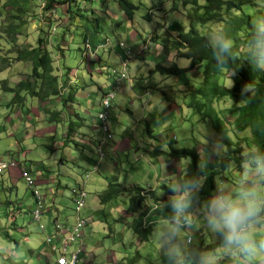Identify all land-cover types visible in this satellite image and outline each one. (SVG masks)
<instances>
[{"label": "rangeland", "instance_id": "1", "mask_svg": "<svg viewBox=\"0 0 264 264\" xmlns=\"http://www.w3.org/2000/svg\"><path fill=\"white\" fill-rule=\"evenodd\" d=\"M78 1L84 8L91 6L95 14L98 12V9H102V11L99 10V14L103 15L101 24L102 33L100 36L102 40L108 41V39L111 38L113 43L118 45V42L125 41L126 34H128L130 36L133 35V37L142 38L140 43L146 44L144 54H141V52L137 53L138 49H136V56L133 54L134 57L132 56L128 59L126 65V78L129 76V83L131 86L129 87L127 85L125 91V88H122L123 86L120 85V89L117 92L115 91V100L113 99L115 102L110 108V118L106 121V125H108L109 130L113 134V141H118V132L120 130H125L129 133V136H127L128 144L125 145L126 142L123 144V146L125 145L128 149L126 151H119V155L122 160L126 158L125 156L127 154H129L128 160L123 164L125 167L130 168L131 171L126 168V171L128 172L126 180L123 178V174L118 177L117 182L121 187L129 189L135 185H154V181L157 178V183L159 184L163 182L168 183L169 179V184L172 185L173 188L176 186L177 177L180 174L179 171L183 169L182 165L190 160L182 158L164 161V156L160 154L158 157H154V164L152 167H149L150 164L145 161L147 156H144V152H142L144 150L146 152L148 149L153 151L154 147L157 146L159 142L165 141L169 135L174 137L173 144L176 147L195 146L198 151H200L202 157L212 158L215 155L222 156L224 154V146L219 142L218 134L212 127L210 118L206 117L203 120L202 115L196 110V108L188 104L191 99L189 88L194 84L196 85V83L193 80L186 82L184 75L175 76L162 75L157 72L153 74L150 73V70L155 67L157 63H167L166 60L168 57L166 56V49L156 42L167 32V30H163V25L165 27V25L169 24L170 28L168 29L169 26H166L164 29H168L171 32H175L177 28H179L178 30L186 29L188 26L187 14L190 5H185L180 0H133L139 6L134 10L133 19L127 20L123 16L116 17V15L113 14L114 12L121 14L114 3L103 8L97 0H92L91 2L88 0H82V2L80 0ZM250 3L251 2H249V4ZM39 5L37 1L32 3L34 13H39L41 9ZM248 6H252V9L257 12L260 10L264 11V0H254V4ZM64 9L65 6H59L57 8L58 14L53 12L48 15L54 21V25L60 24L62 27L66 25L67 14H65ZM103 9L109 10L111 13L105 12ZM147 12L151 15L150 20L144 18V14ZM59 16H62L61 20L59 19ZM108 16H110V19ZM64 18L65 20H63ZM29 22L30 23H28L24 30L26 35L20 36V43H33L39 35V31L36 28L37 23L34 20L33 22L29 20ZM220 28L221 23L209 22L200 26L199 30L201 33L209 32L210 35L211 33L218 31ZM52 32L53 31H51V33ZM132 32L135 33L132 34ZM66 36L67 35L64 36L65 39L63 46L65 49L63 50V54L60 55L57 49L52 51L53 57L56 58L53 62V66L56 68L55 73L59 76L60 83L62 82L67 87V84L69 83L68 81L70 80L73 84V90H77L74 92L75 95L74 102L72 103V110L84 118H90L94 126L102 129L96 118L97 104L95 99L97 98L98 88L101 84L105 83V79L113 82L114 77L110 76V73L113 68L119 69L120 66L116 62V59H107L106 55L109 57V54H107L108 52L102 51L101 49H99V51L101 50L100 55L106 60V62L100 67H98L99 53H97L96 57L93 53H90L93 57L92 63L88 62L89 57L86 58L84 62L81 61L77 31L74 32L71 37L72 41L69 40L70 37ZM125 42L126 45L129 44L131 46L132 44L127 40ZM107 46V44L104 45V47ZM249 47L250 45H242L241 50L249 53ZM132 48H134V46ZM112 51V56L114 57L117 53L115 50ZM1 54L5 55V52H2ZM13 55L14 54H11V56ZM175 62L182 67L188 65V61L182 58H176ZM90 64H94L95 69L99 68L103 71L106 74V78H104L100 72L95 70H92V76H90V73L86 70H89L87 65ZM68 68H70L71 71ZM28 72V63L14 62L0 72V80L6 79L8 84L13 85L19 79L24 78ZM196 75L197 72L194 71L189 73V76H192V78ZM231 76L232 72L230 71L224 76V78L220 79V82H223L227 86H231ZM79 85H81L82 88H77ZM124 91L125 93L122 95V92ZM62 94L64 98H67L68 90L65 89ZM10 95L11 94H8L7 91L0 90V126L7 130V132L3 129L0 130L1 156L6 152H11L15 149V140L16 138L18 139L21 137L20 135L23 130L20 127V129H18V134L15 131V134L17 135H9L8 132L10 131L11 123L9 118H25L26 116H30L31 118L33 117L30 123H34L35 121L33 120L36 116L35 113L38 112L39 107L36 99L28 98V102L21 110H16V108H14V110L11 111L12 107L9 109L5 105V102L9 101ZM118 98H122L119 103L116 100ZM123 98H125V100ZM131 99L133 100L132 104L129 103ZM63 102L65 103L66 101H61L58 97L55 100L53 99L43 103V105L48 108L54 106L55 109H60ZM69 104L71 105V103ZM212 105L213 109L223 122H232L233 118L230 116L231 101L229 99L215 100ZM100 108L101 105L99 104V110ZM128 109L131 110V112H128ZM160 110H162V113ZM66 113H68V111ZM204 114L207 116L206 112H204ZM65 116L66 115L63 117L64 120ZM64 120L62 119L63 122H61L60 127H62V125H67V121ZM72 120L76 121L77 117L72 116ZM147 126L152 129L153 134H157L159 140L158 138L150 136L146 129ZM229 134L232 137L234 135L231 132ZM237 135L241 137L242 133H238ZM44 141L45 139H41L39 136H35V138L26 141L30 145L26 144L24 147L32 149V153L29 154L30 159L37 158L44 163L50 164L53 168L50 170H52L54 176H62L72 173V168L69 164H67V168H64L62 166L57 167L56 164L52 163V159L49 157L50 150L42 145ZM94 141V146L92 145L93 143H90L85 147L84 152L90 151V153L84 155L94 160L96 165L99 164L97 168H94L95 165L93 164H87V162L82 170L77 166L76 169L73 170L76 172V180L85 181V190L87 194L85 196V207L81 210H93L90 212L95 218V221L88 223L89 226L85 228L86 233L83 243L87 245L85 246L86 249H92L93 252V255L90 253L92 262L87 264H118L119 260L121 261V264H123L129 256L133 257V252L136 250H139L141 256L136 260V264H168L169 260L165 261L164 258L165 256H168L167 252L160 248L156 239L157 230L164 220H158L156 222L152 233L149 236V240L146 243L141 244L143 247L137 245V236H133L131 230L123 232L118 228L116 233L110 236L111 227L120 226L119 222H113L118 215H122L121 212L125 211L130 193L123 192L117 197V199L111 201L109 204L101 206L102 208L98 207L94 210V206L99 205L98 194L106 189L111 175L118 176L120 174L119 167L109 166V164H112V161L120 162L117 158H110L112 157L111 154H114L110 147V139L105 136L103 139L96 138ZM31 142H34V144ZM65 142V151L70 153V155H74L76 158H80L81 155L76 151V139L75 141L69 139L66 141V138H64V143ZM138 145H140V151H135L134 149ZM99 146L101 147L103 156L100 154ZM160 148L166 149V145L162 144ZM58 154L59 151H56L55 155L58 156ZM141 154L143 156L140 157ZM162 165L165 166L163 167ZM163 168L165 173L161 175L162 177H159L161 169ZM244 169L245 173H243L242 176L237 174L235 164L231 162L227 168L228 173L225 172L226 176H217L215 178L216 190L218 188H223L225 189L226 194L231 195L236 193L239 190L241 181L245 179V174L248 170V168ZM79 172H81V174ZM2 174L9 185V178L6 171ZM16 182L19 202L25 191V183L21 176ZM62 183L67 184V187L63 188L62 193H58V197L56 196L55 203L57 207H60L61 204H67L68 206L69 204H72V197L70 194L72 184L68 181H62ZM5 189L7 191L6 194H8V188ZM1 191L4 190L0 188V192ZM215 193L216 191L214 194ZM0 194H2V192ZM157 194L161 196V194ZM13 198H15L14 192L11 196V199ZM60 202L61 204H59ZM0 209V226L2 225L0 227V231L2 232V234H0V264H43L40 259H35L33 257L30 258V252L25 251L23 248L24 235L19 231L16 232L13 225L9 223L14 215L12 207L10 208V205H7V207L1 206L0 204ZM203 209L204 204L202 203L197 207L196 211H193L192 213L190 212L189 214L193 221L191 226L184 228L177 234L176 241L180 252H182V246L185 245L186 242L198 243L204 241V245H207L215 243L219 238L218 235L212 233L208 229L202 214ZM16 217L18 225H23V227L27 226L28 230H31L32 228V231L36 232V228L39 227L37 222H34L35 224H33V220H31L30 216L25 217V222L23 221L24 218L19 214H17ZM125 220L128 221H124V225L129 222L128 217H125ZM32 225H36V227ZM5 230L8 231V238L5 237ZM256 231L260 232L261 229H256ZM188 238L189 241H186ZM13 239L17 240L18 255L13 253V248L15 247V241H13ZM50 242L51 239H49L48 243L50 244ZM29 245L31 246L30 243ZM86 252L89 253L88 251ZM209 252L215 253L217 258L216 264H245V261L240 260L235 253L227 252L223 244L215 247L212 251L209 250ZM50 259H52V255H50ZM178 259H180V257H178Z\"/></svg>", "mask_w": 264, "mask_h": 264}, {"label": "trees", "instance_id": "2", "mask_svg": "<svg viewBox=\"0 0 264 264\" xmlns=\"http://www.w3.org/2000/svg\"><path fill=\"white\" fill-rule=\"evenodd\" d=\"M36 1L38 5L41 4L39 13L33 11L32 3ZM77 1L0 0V72L14 62L29 64L28 74L15 84H8L6 79L0 80V90L11 94L5 105L9 109L12 107L11 111L14 108L21 110L26 105L28 98H34L39 104V115L46 116L45 120L48 123L60 122L62 116L66 115V137L69 140L73 132L81 125L80 115L72 110L74 92L77 90H73L70 80L67 87L62 82L60 83L59 76L55 73L56 68L53 66L56 58L53 57L52 51L57 49L62 55L65 49L63 46L64 36L67 35L66 37H70L69 40L72 41L71 37L77 31L81 61L84 62L89 57L88 62H92L90 53H93L100 41L103 20V15L99 14L102 11L101 8L95 14L91 6L84 8ZM80 1L82 2V0ZM97 1L103 8L114 3L127 20L133 19L134 10L139 6L133 0ZM180 1L185 5H190L187 14L188 26L177 32L166 33L160 37L159 41H156L166 49L168 59L166 64L157 63L150 73L184 75L186 82L193 80L196 83L192 87L189 86L191 99L188 104L196 108L203 120L206 117L210 118L212 127L218 134V140L224 146V154L222 156L215 155L212 158L202 157L195 146L176 147L173 144L174 137L169 135L168 139L165 140L164 137L165 141L159 142L151 151L154 157L162 154L166 160L182 158L190 160L186 163L184 171L177 177L174 188L169 184V179L168 183L161 184L157 183L158 179H156L154 185L149 184L146 187L148 189L141 185H135L128 189L121 187L117 182L118 176L111 175L106 189L98 194L99 205L109 204L123 192L130 193L125 211L114 219V223L128 221L125 220V217H128L129 222L126 223V228L137 236L139 245L149 240L158 220H165L171 214L167 202L179 191V185L183 181L192 178L198 182V189L193 192L189 210V213H192L202 203L205 205L206 201L214 195L216 191L215 178L217 176L225 177V172L228 173L227 168L231 162L235 164L237 174L242 176L245 173L244 168H248L249 154L264 153V66H258L249 53L241 50L242 45H249L253 26L259 22L261 17H264V11L257 12L252 9V6H248L254 4V0ZM249 2L251 3L249 4ZM243 5L245 6L242 7ZM59 6H65L64 12L67 14V23L64 27L60 24L54 25V21L48 16L53 12L57 13ZM105 12H109V10H105ZM150 17L148 12L144 14V18L147 20H150ZM61 18L62 16H59L60 20ZM108 18L110 19V16ZM29 20L32 22L34 20L37 23L36 28L39 35L33 43H20V36L26 35L24 30L30 23ZM209 22L221 23V28L218 31L231 41V49L227 55L223 56L222 61L215 59L213 49L207 42L210 36L209 32L202 34L198 28V26ZM51 31L53 32L51 33ZM2 52H5V55H2ZM11 54L14 55L11 56ZM176 58L186 59L188 65L179 66L175 62ZM68 69L71 71L70 68ZM192 71L197 72L193 78L189 76ZM230 71L232 72V85L227 86L220 82V79ZM77 88H82V86L79 85ZM65 89L68 90L67 98H64L62 94ZM58 97L61 101L67 102H63L59 110H50L43 105V103ZM222 99L231 101L232 122H223L212 107L213 101ZM67 111L68 113H66ZM204 112L207 113V116ZM72 116H76L77 120H72ZM146 129L151 137L158 138L157 134L152 133L149 126ZM230 132L234 134L233 137L229 134ZM238 133H242L241 137L237 135ZM162 144L166 145V149H160ZM6 153L11 154L10 152ZM221 244L220 237L215 243L207 245H204V241L186 242L182 246L181 253L212 251ZM137 257H140L139 251H136V255L126 264H135ZM164 258L165 261L169 260L168 256ZM182 258L180 257V259ZM184 264H189V262L184 261Z\"/></svg>", "mask_w": 264, "mask_h": 264}, {"label": "crops", "instance_id": "3", "mask_svg": "<svg viewBox=\"0 0 264 264\" xmlns=\"http://www.w3.org/2000/svg\"><path fill=\"white\" fill-rule=\"evenodd\" d=\"M113 14H115L116 17L122 16V14H119L118 12H116V13L114 12ZM166 26H169L168 29L170 28L169 24L165 25V27ZM165 27L163 25V30H165V31L167 30L166 33L171 32L168 29H164ZM178 29L179 28H177L175 30V32L178 31ZM134 33L135 32H132V34H134ZM131 36L126 34V38H125V41L127 40V41H130V43H132L131 46L129 44H127L129 46V49H131V51L138 49L137 53L141 52V54H143V51L141 49L145 45H144V43H142V44L140 43L142 38L133 37V35H131ZM120 42H122V41H120ZM106 44L108 46L104 47V45H106ZM133 46H134V48H132ZM99 49H101L102 51H107L108 52L107 54H109V57H107V55H106V58L107 59H111V58L116 59V62L120 66L121 59H122V57H124L123 53L125 52V50L121 49V47H119V45H116L115 43H113L111 38H109L108 41L102 40L100 38V41L98 42L97 46L95 47V49L93 51V54L95 57L97 56V53H99L98 67H100L102 64H104L106 62V60L100 55L101 50L99 51ZM112 50H115L117 53V54L114 53L115 54L114 57L112 56V54H113ZM91 60L93 62L92 56H91ZM87 66L89 67V70L86 68L85 69L90 73V76H92V70H95L97 72H100V74L103 75L104 78H106V74L103 71H101L99 68L95 69L94 64H92V65L90 64ZM115 69H118V68H115ZM112 83L113 82H110L108 79H105V83L101 84V86L98 88L97 98L95 99L96 104H97V109H96L97 112L99 111V103H100V99H101L102 95L109 89V87L112 85ZM121 84H122L121 86H123L122 88H125V91H126L127 85L129 87L131 86L129 83V76H127V78L123 79ZM131 89H132V87H131ZM125 91L122 92V95H124ZM121 99L118 98L116 100L119 103V101ZM123 99L125 100V98H123ZM114 100H115V98H114ZM114 100H113L111 106L114 105V102H115ZM129 103L132 104L133 100L131 99ZM53 109H55L54 106L52 108H50V110H53ZM57 110H59V109H57ZM127 111L131 112V110H129V109ZM160 111L162 113V110H160ZM109 114H110V111H109ZM35 115L36 116L33 120V121H35L34 123H30L33 119V117L31 118L30 116L29 117L26 116L25 118H23V117L22 118L21 117L9 118L11 123L9 122L10 123V131L8 132V134L11 136H15L18 134V129H20V127H21V129H23L22 134L20 135L21 137L18 139L16 138V140H15L16 141L15 142V149L11 152V154L20 163L19 167L25 166L26 168H28L30 170L33 177L36 178V183H37L38 187L43 192L44 201H45V210L42 213L39 221L37 222V224L40 225L42 227V229L40 227H37L36 232H34V231H32V228H31V230H28L27 226H25V227H23V225L19 226L17 223V221H18L17 217H16L17 214H19L20 216H22L24 218L23 219L24 222H25L26 216H30L31 220H33L30 212L34 207V199H33L32 193L26 187V185H25V191H24L23 197H22L21 201L18 202L19 198L17 196L18 191H17L16 180L18 178H20V168L19 167L11 168L8 171H6L7 176L9 178V183H10L9 185L6 181V178H4L3 174L2 173L0 174V188L4 190V191H1L2 194H0V204H1V206L7 207V205H10V208L12 207V209L14 211L13 212L14 215H13V218H11L12 220H10L9 223H11V225H13L16 232L19 231L24 235V237H23V248L25 251L30 252V258L33 257L35 259H40V260H42L43 264H54L56 255L59 252H61L62 247H60L55 254L54 252L51 251V249L49 247L50 244L46 242V239L47 238L51 239L50 243H54L53 246L56 248L59 247L61 241L58 242L55 235H60V234L56 230L54 223L56 221H58L59 223H61L65 227H70V225L74 224L75 219H76V214H77L75 201H74L76 198V190L78 191V188L80 186H82V188L86 192L85 181L84 180H82V181L76 180V172H74L73 170L76 169V166L82 170L84 168L85 163H87V162H88L87 164H89V165L94 163V165H95L94 168H97V166L99 164L96 165V162L94 160H92L90 157H86L84 154H88V153H90V151L84 152V149L90 143H93L92 145L94 146L95 145L94 139H96V138H102L103 139L106 135L103 133L102 129H99L96 126H94V124H92L90 118L87 119V118L80 116L81 117V119H80L81 125L78 126V128L76 129L75 132H73V134L70 138V140H72V141H75V139H76V151L81 155L80 158H76V157H74V155H72V154L70 155V153L66 152L65 151L66 149H64L66 147V142L64 143V138H66V141H67V137H66L67 125H62V127H60L61 122H63V121L48 123L47 120H45L46 116L41 117V115H39L38 112L35 113ZM109 118H110V115H109ZM62 119L64 120L63 116H62ZM142 119H144V118H142ZM66 120H67V118H65L64 121H66ZM64 127H66V128H64ZM2 129L5 132H7V130L5 128H1V126H0V130H2ZM15 131L17 132V134H15ZM118 133H119L118 141H113L112 137L109 138L110 139L109 142L111 143V145H110L111 150L114 152V154H111L112 157H110V158H117V159H119L120 162L112 161V164H109V166L110 167H112V166L119 167L120 174L118 175V177H120V175L123 174L124 175L123 178L126 180V178L128 176V172L126 171V168H128V167H125V165L123 163H125V161L128 160L129 154H127L125 156L126 158L121 160L120 155H119V151H126L128 149L125 147V145L128 144V141H127L128 137L127 136H129V133L126 132L125 130H120ZM35 136H39L41 139L42 138L45 139V141L42 143V145H44L45 147H47L50 150L49 157H50V159H52V163L56 164L57 167L62 166L64 168H67V164H69L72 168V170H71L72 173H68V174L62 175V176H54L52 170H50V169H53L50 164L44 163L42 160H39L37 158L30 159L29 154L32 153V149L31 148H25L24 145H26V144L30 145L26 141L35 138ZM112 136H113V134H112ZM125 142H126V144L123 146V144ZM31 143L34 144V142H31ZM121 147H123V148H121ZM134 150L140 151V145H138ZM56 151H59L58 156L55 155ZM142 152H144L143 153L144 156H147L145 161L148 162V164H150L149 167H152L154 164V156L151 153V149L146 150V152H145V150ZM100 154H101V156H103L102 150H101ZM135 155H137V154H135ZM143 155L141 154L140 157ZM156 157H158V156H156ZM165 160L166 159L164 158V161ZM186 163L187 162H185V164L182 165L183 169H184ZM162 166L164 167L165 165H162ZM105 169H107V168H105ZM183 169H182V171H183ZM128 170L131 171L130 168H128ZM175 172H177V171H175ZM180 172L181 171H179V173ZM79 173L81 174V172H79ZM163 173H165L164 168L161 169V173H160L159 177H162L161 175H163ZM106 178H108V177H106ZM62 181H68L72 184V187L70 189V194L72 197V204H69V206H68L67 204H65V205L61 204V202H60L59 204H61V206L57 207L56 203H55L56 196L58 197V193H62L63 188L67 187V184H65V183L63 184ZM54 186H55V188H54ZM5 188H8V194H6L7 191ZM13 192H14L15 198L11 199ZM98 207L102 208L101 205H95L94 210ZM1 208H3V207H1ZM90 211H93V210H89V209H85L83 211L81 210L78 214L80 216L84 217V219H86V217L90 218L92 220L91 222H93V221H95V218ZM121 211H123V210H121ZM9 212H10V209H9ZM15 213H17V214H15ZM78 214H77V216H78ZM53 219H55V220H53ZM34 222H36V221H33V224H35ZM32 226L36 227V225H32ZM111 228H114L115 233L118 230V226H112ZM84 231H85L84 232V234H85L86 229ZM7 232H8L7 230L4 231L6 238H8ZM0 234H2L1 231H0ZM39 239H40V242H39ZM13 241H15V247L13 248V253L15 255H18L17 254V249H18L17 240L13 239ZM29 243L31 244V246L29 245ZM50 255H52V259H50ZM90 257L91 256L89 253L87 255V258H86L87 261L91 260Z\"/></svg>", "mask_w": 264, "mask_h": 264}, {"label": "clouds", "instance_id": "4", "mask_svg": "<svg viewBox=\"0 0 264 264\" xmlns=\"http://www.w3.org/2000/svg\"><path fill=\"white\" fill-rule=\"evenodd\" d=\"M199 27L200 26H198V28ZM122 42L126 45L125 41ZM207 42L210 43L217 61H222L223 56L229 53L232 46L231 41L220 31L211 33ZM119 43L120 42H118V45ZM144 45V48L142 47L143 54L146 49V44L144 43ZM249 45V54L252 56L255 63L258 66H264V17H261L259 22L253 26ZM126 47L129 48L128 45H126ZM124 54L125 52L123 55ZM133 54L136 56V50L131 51V55L128 59L131 58ZM99 151L101 153V147H99ZM6 154L7 153L4 155ZM249 157L248 170L246 171L245 179L241 181L239 190L229 195L226 194L225 189L218 188L216 193L206 201L202 214L208 229L220 237L227 252L235 253L240 260L245 261V264H264V228H262V226H264V153H250ZM183 171L181 170L180 174ZM34 179L36 181V178ZM146 187H148V184L145 188ZM79 188L83 189L82 186ZM197 189V181L192 178L186 179L179 185V191L167 202V207L171 214L161 223L156 233V239L160 248L167 252L169 259L168 264H184V261H188L189 264H216L217 258L215 253L204 251L201 253L184 254L180 252L176 241L177 234L184 228L191 226L193 222L189 210L193 192ZM84 207L85 199L83 208ZM91 221L90 218L86 217V225L82 230L80 241H73L66 245L68 252L78 247L81 249L80 258L83 264L92 262V260L87 261L86 259L89 253L93 255L92 249H86L85 246L87 245L83 243L85 239L84 230ZM119 223L120 226H118V228H120L121 231L128 232L130 230L126 228V224ZM39 227L42 229L40 225ZM256 229H261V231L257 232ZM110 233V236L115 233L113 228L110 229ZM59 234L60 235H55L58 242L65 237L64 234ZM132 234L135 236L133 232ZM187 240L189 241V238ZM46 242H49V238L46 239ZM53 244L54 243H50L49 247L51 251L56 254L57 250L61 247V242L58 248L54 247ZM136 251L133 252V257L136 255ZM178 257L183 258L178 259ZM90 258L92 259V257ZM131 258L132 257L129 256L123 264H126ZM136 259H138V257ZM118 264H121L120 260Z\"/></svg>", "mask_w": 264, "mask_h": 264}, {"label": "built area", "instance_id": "5", "mask_svg": "<svg viewBox=\"0 0 264 264\" xmlns=\"http://www.w3.org/2000/svg\"><path fill=\"white\" fill-rule=\"evenodd\" d=\"M119 45L125 50V54L124 58H122L121 60L120 68L113 69L111 72L116 76L115 80L113 81L116 82V84L112 83L109 89L102 95L100 99L101 108L96 115L97 120L103 123V126L101 128L103 133L108 138L111 137V133L105 123L109 118L111 102L115 98L116 92L120 89L119 87L120 85H122V80L126 78V65L128 62V57H130L131 55V50L127 48L123 42H120ZM19 165L20 163L12 154L8 153L4 156H0V174L8 171L11 168L19 167ZM19 168L20 176L23 178L26 187L30 190L34 198V207L31 210L32 219L35 221H39L42 213L45 210L44 196L38 188L34 177L30 173V170L25 166H20ZM85 196L86 192L83 189L78 188V191L76 190L75 206L77 214L84 206ZM85 225L86 219H84V217L80 216L79 214L76 217L75 223L70 227H65L58 221L54 223L56 230L59 231V233L65 235V237L61 240L62 250L57 254L55 264H83L82 259L80 258L81 249L78 247L68 252L66 245L73 241H80L81 233Z\"/></svg>", "mask_w": 264, "mask_h": 264}, {"label": "bare ground", "instance_id": "6", "mask_svg": "<svg viewBox=\"0 0 264 264\" xmlns=\"http://www.w3.org/2000/svg\"><path fill=\"white\" fill-rule=\"evenodd\" d=\"M110 76H113V77H114V80H115V77H116V76H115L114 74L111 73ZM108 77H109V76H108ZM113 83L116 84V82H113ZM112 102H113V101H112ZM99 104H100V103H99ZM100 105H101V104H100ZM98 123H99L100 127L103 126V123H101L100 121H98ZM106 123H107V122H106ZM106 123H105V124H106ZM107 126H108V125H107ZM24 163H25V162H24ZM93 165H94V163H93Z\"/></svg>", "mask_w": 264, "mask_h": 264}]
</instances>
